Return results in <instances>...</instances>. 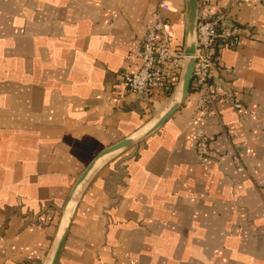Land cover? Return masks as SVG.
Returning a JSON list of instances; mask_svg holds the SVG:
<instances>
[{
	"label": "crops",
	"instance_id": "0c3cea01",
	"mask_svg": "<svg viewBox=\"0 0 264 264\" xmlns=\"http://www.w3.org/2000/svg\"><path fill=\"white\" fill-rule=\"evenodd\" d=\"M209 1L240 35L214 73L216 114L196 112L190 91L102 159L57 264H264V0ZM154 13L183 45L187 0H0V264H49L82 173L169 104L124 80Z\"/></svg>",
	"mask_w": 264,
	"mask_h": 264
},
{
	"label": "built area",
	"instance_id": "2783aa9c",
	"mask_svg": "<svg viewBox=\"0 0 264 264\" xmlns=\"http://www.w3.org/2000/svg\"><path fill=\"white\" fill-rule=\"evenodd\" d=\"M198 7V42L191 91L198 96L196 112L213 116L215 105L221 99L214 86V73L222 51L240 45V35L238 27L225 12H212L209 0H198ZM152 19L140 40L141 67L133 74H125L124 80L132 93L145 97L159 94L166 98L177 87L185 54L170 23L159 13H154ZM225 100L236 109L243 107L238 99L227 96ZM196 152L201 160L210 155L209 137L203 131L197 133ZM235 162L242 171L241 160L236 157Z\"/></svg>",
	"mask_w": 264,
	"mask_h": 264
},
{
	"label": "water",
	"instance_id": "95a60500",
	"mask_svg": "<svg viewBox=\"0 0 264 264\" xmlns=\"http://www.w3.org/2000/svg\"><path fill=\"white\" fill-rule=\"evenodd\" d=\"M199 20V7H198V0H187V23H186V34L185 40L183 44L184 50V60L182 63L180 78L177 84V87L173 94L170 97V102L165 108V110L155 118L148 126H146L143 130H141L136 135L126 138L121 142L107 148L103 152H101L86 168V170L82 173L80 178L75 183L71 194L69 196L68 203L66 205L63 220L61 224V232L59 236V240L57 242L55 251L53 256L50 260L49 264H57L60 255L62 253L63 247L65 245L70 226L72 223V217L74 208L76 205V201L78 195L91 174V172L96 168L98 163L115 153L120 151L126 150L139 141L143 140L157 129H159L170 117L181 107V105L187 99L190 91H191V81L194 72V65H195V52L197 49V42H198V34H197V26Z\"/></svg>",
	"mask_w": 264,
	"mask_h": 264
}]
</instances>
